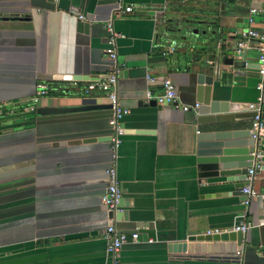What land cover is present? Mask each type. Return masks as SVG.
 <instances>
[{
  "label": "crops",
  "instance_id": "obj_1",
  "mask_svg": "<svg viewBox=\"0 0 264 264\" xmlns=\"http://www.w3.org/2000/svg\"><path fill=\"white\" fill-rule=\"evenodd\" d=\"M128 14L112 15L116 6ZM262 0H0V264H105L104 230L113 225L137 239L118 252V264H180L167 246L187 236L230 231L244 234L241 264H264V227L255 226L264 199L249 200L222 177L197 179L196 134L209 117L169 106H146V92L160 93L167 77L181 104L195 103L199 75L212 77L218 103L256 102L254 67L233 69L212 58L217 47L234 48L238 32H262L260 15L249 10ZM163 8L162 12L160 11ZM82 16L83 20L77 17ZM115 39L116 96L128 109L116 153V179L124 212L115 219L100 197L107 185L110 108L98 91H87L111 63L104 55ZM194 32V33H193ZM175 50L161 56L168 42ZM256 43L245 62L256 65ZM213 67V68H212ZM146 76L154 78L152 84ZM47 94L32 101L36 85ZM141 102L142 105H137ZM151 102V101H149ZM33 106V111L25 110ZM93 109L37 115L40 109ZM217 113L212 118L250 129L252 112ZM264 140V130L260 132ZM250 188L264 195V146ZM150 240V242H148ZM230 256H203L200 264H229Z\"/></svg>",
  "mask_w": 264,
  "mask_h": 264
},
{
  "label": "water",
  "instance_id": "obj_2",
  "mask_svg": "<svg viewBox=\"0 0 264 264\" xmlns=\"http://www.w3.org/2000/svg\"><path fill=\"white\" fill-rule=\"evenodd\" d=\"M194 33V32H193ZM216 60L214 73L217 74V66H227L233 69L254 67L245 62V53L236 54L233 48L217 47V52L212 56ZM213 68V67H212ZM212 77L199 75L195 87V103L198 105L193 111L197 117H209L202 122L206 126L205 131L196 134V163L197 179L222 177L233 185L234 190H239L245 185L246 171L252 167L258 146H264V140L260 137L252 138L249 129L233 128V121H218L212 118L217 113L236 111L247 108L246 105L235 103H218L211 100ZM137 105H142L138 102ZM146 106H154V102H148ZM110 108V106H108ZM93 109V106H73L40 109L37 115L61 114L74 111ZM264 110V107H262ZM263 170L259 166L253 173ZM245 197L243 196V199ZM124 207L122 199L117 202L116 208ZM124 215V212H114L115 219ZM244 234L240 232L204 233L187 236L181 242H174L167 246L174 258L180 264H200L203 256H231L241 252V241Z\"/></svg>",
  "mask_w": 264,
  "mask_h": 264
},
{
  "label": "built area",
  "instance_id": "obj_3",
  "mask_svg": "<svg viewBox=\"0 0 264 264\" xmlns=\"http://www.w3.org/2000/svg\"><path fill=\"white\" fill-rule=\"evenodd\" d=\"M56 1V0H53ZM163 8L160 11L162 12ZM132 10V5H127L124 7L116 6L112 10V15L118 16L122 14H128ZM255 14L260 15V22L262 23L263 30L262 32H256L251 28H247L238 32L237 34V42L234 46V51L236 54H240L245 52L247 49V44L251 41L256 43L255 54H256V75L257 81L255 83V90L257 91L256 102L252 104H248L247 109L252 112L251 117V126L249 129V133L252 138L261 137L260 132L264 130V0H262V5L259 10L250 9L248 16V24H252L253 16ZM78 20H83L82 16L77 17ZM105 31L108 34V37L105 42L104 55L111 63L110 71L98 82L88 83L86 86L87 91H98L100 92L107 100L110 106V116L108 118V129H109V138H108V150H109V166L105 169L104 173L107 178V185L104 189L103 194L100 197V201L105 209L112 212H120V209L116 208L117 202L121 198V191L118 186V181L116 179V153L121 143V138L124 134V130L120 125V122L123 117L128 114V109L123 108L119 105L118 99L116 96V79L117 75L120 72V68L122 65L116 63V51H115V39L122 38L120 34L114 32L112 28V18L106 20L103 24ZM174 41L168 42L166 47L160 53L161 56H166L172 53L175 50ZM145 80L148 84H152L154 82V78L151 76H146ZM160 93L156 96H152L150 92H146L144 97V102L148 103L149 101H153L157 106H169L173 109L179 110L181 112L194 111L197 108V104L193 105H185L181 104L178 100L175 87L170 79L167 77L161 78L159 82ZM47 94V89L44 85L38 84L36 85V90L34 97L32 98L33 102H36L37 99ZM26 111L32 112L33 106H28L25 108ZM3 107L0 105V118L2 117ZM261 157V153L259 151L255 155L256 162L254 165L247 169L246 177L244 179L245 185L239 189L240 195L245 198L241 201L243 206H247L249 200L255 199L257 197H262L264 199V195H260L253 191L250 188V182L254 175V169L259 168V159ZM255 226L264 227V210L261 213L260 218L257 220ZM251 227V224L248 222H240L238 224L233 225L230 228L232 232H240L241 234H245L246 231ZM139 227L135 228L133 232L129 235L117 230L113 225H109L104 230L103 239L105 241V264H118V252L120 248L126 244L128 241L134 242L137 239ZM208 233V232H207ZM210 233V232H209ZM211 233H218L214 230ZM150 242V240H148ZM227 261L229 264H241V259L239 253H235L231 255Z\"/></svg>",
  "mask_w": 264,
  "mask_h": 264
}]
</instances>
